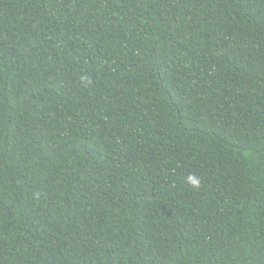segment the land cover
<instances>
[{"label":"trees","instance_id":"16d2710c","mask_svg":"<svg viewBox=\"0 0 264 264\" xmlns=\"http://www.w3.org/2000/svg\"><path fill=\"white\" fill-rule=\"evenodd\" d=\"M0 264H264V0H0Z\"/></svg>","mask_w":264,"mask_h":264}]
</instances>
